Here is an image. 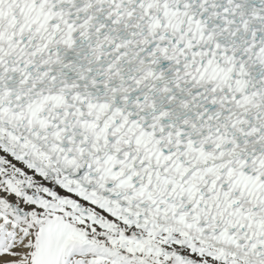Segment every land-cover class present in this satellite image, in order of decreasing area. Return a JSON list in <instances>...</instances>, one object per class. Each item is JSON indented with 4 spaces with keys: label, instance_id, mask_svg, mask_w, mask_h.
<instances>
[{
    "label": "snow or ice",
    "instance_id": "obj_1",
    "mask_svg": "<svg viewBox=\"0 0 264 264\" xmlns=\"http://www.w3.org/2000/svg\"><path fill=\"white\" fill-rule=\"evenodd\" d=\"M0 264H264V0H0Z\"/></svg>",
    "mask_w": 264,
    "mask_h": 264
}]
</instances>
